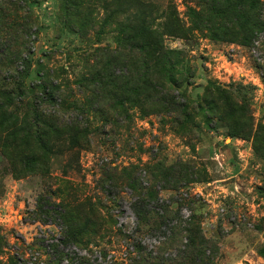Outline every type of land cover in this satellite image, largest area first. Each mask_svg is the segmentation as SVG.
<instances>
[{
	"label": "rangeland",
	"instance_id": "obj_1",
	"mask_svg": "<svg viewBox=\"0 0 264 264\" xmlns=\"http://www.w3.org/2000/svg\"><path fill=\"white\" fill-rule=\"evenodd\" d=\"M129 1L173 71L115 0H0V264H264V0L249 47L203 0Z\"/></svg>",
	"mask_w": 264,
	"mask_h": 264
},
{
	"label": "trees",
	"instance_id": "obj_2",
	"mask_svg": "<svg viewBox=\"0 0 264 264\" xmlns=\"http://www.w3.org/2000/svg\"><path fill=\"white\" fill-rule=\"evenodd\" d=\"M129 2L138 5L140 3L138 0H130ZM122 3L128 4L127 0H115L117 9L112 11L108 18H113L115 12L120 11L125 15L122 33L123 36H126L125 40L128 42V45L134 47L142 54L147 53L158 69L161 68L164 72L173 71L174 63L169 57L170 53L163 49L159 35L145 25V21L140 17L141 14L139 12H136L129 18L126 15V9H121ZM203 4L204 9L200 12L201 14L197 15V18H202L198 25L205 27L210 32L211 39L215 41L237 43L240 46L249 47L255 32L263 28V24L255 18V13L259 7L258 0H203ZM165 21L164 27L168 28L169 36L180 38L184 34L175 16V11H172ZM208 91L209 93L218 94V98L216 100H209L207 110H213L218 115H223L224 104L222 103H225V106L227 104L231 105L230 100L222 95L223 92L218 87L212 84H209ZM218 99L220 100V104L217 103ZM135 214H139L136 209ZM195 238V232L190 230L189 244L195 245ZM195 247L197 249L196 245Z\"/></svg>",
	"mask_w": 264,
	"mask_h": 264
}]
</instances>
